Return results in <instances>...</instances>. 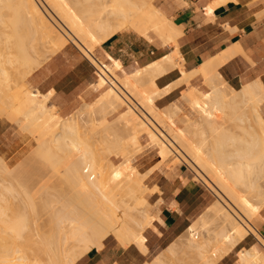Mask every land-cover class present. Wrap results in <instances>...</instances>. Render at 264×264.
<instances>
[{"label": "bare ground", "instance_id": "obj_1", "mask_svg": "<svg viewBox=\"0 0 264 264\" xmlns=\"http://www.w3.org/2000/svg\"><path fill=\"white\" fill-rule=\"evenodd\" d=\"M226 1L214 0L206 9L212 13L216 5ZM1 5L14 11V16H10L13 30L0 32V115L19 125L23 136L34 145V154L46 166L48 164V169L61 171L66 180L63 184H68L69 187H65L70 190L68 193L63 188L66 194L63 191V195L56 197L53 191H48L54 196L51 198L44 190L41 194L42 188L38 189L40 194L36 191L39 194L36 199L42 206L40 211L39 202L36 203L28 192L29 186L23 194H15L11 190L15 185L10 188L2 180L0 264H76L92 247L100 249L108 236H113L122 247L133 245L140 253L147 254L144 231L152 225L155 214L148 213L150 203L144 192L147 189L151 193L155 191L158 179L178 163H190L195 169L193 179L212 186L216 201L197 218L202 225L210 223L212 227L204 234L191 222L182 237L143 264H167L163 261L169 258L170 264H185L192 256L194 264H217L248 235L254 236L264 250V238L250 223L264 207V184L259 181L264 174V118L259 112L264 101V87L260 80H251L235 90L217 70L221 63L239 51L237 46L188 72L182 69V63L179 64L181 57L175 48L145 67L119 77L116 73L119 61L107 65L93 55L101 42L117 32L129 27L148 41L157 39L161 45L174 43L176 46L180 30L154 6L153 0H0V8ZM21 26L26 29L21 31ZM69 42L78 47L94 67V84L101 93L93 103L86 104V110L76 113L77 116L63 118L57 113V107L49 104L53 91L43 93L32 89L25 80ZM174 67H179L180 77L165 88L158 87L156 77ZM196 77L203 79L209 86L208 91L191 85ZM182 85L187 87L181 91V98L188 104L191 115L184 116L185 119L177 118L183 123L179 128L175 120L180 106L171 103L162 111L155 108L153 102ZM102 107L111 113L122 109L114 118L116 125L106 127L109 135L104 140L112 146L113 141L108 138L116 137L115 148L119 152L115 151L114 155L121 159L118 164L104 160L107 159L104 151L108 144L103 148L104 154L90 145L92 137L87 136L90 130L85 133L86 128L80 122L85 123V116L93 115ZM247 109L259 126V149H256L255 140L252 145H244L235 135L234 128L244 121ZM228 113L234 116L233 122L237 121L232 125L233 132L229 124L224 127L217 121L218 125L211 126L219 114ZM202 123L203 127L207 123L211 126L209 132L207 130L210 139L204 135ZM83 127L85 130L82 131ZM121 129L126 132L124 137H119ZM140 135L146 136L145 145L140 143ZM206 137L211 141L209 144ZM105 161L109 165H105ZM8 168L0 156V170L5 172ZM46 169L43 170L45 173ZM5 176L11 178L12 174ZM237 184L247 195L235 189ZM9 199H15L10 202L16 203L13 205ZM36 208L40 212H36ZM8 209L13 212L9 213ZM197 236L200 243L194 244ZM263 250L258 249L256 243L241 247L236 250L235 263L264 264ZM181 253L190 255L184 263ZM184 257L186 260V255Z\"/></svg>", "mask_w": 264, "mask_h": 264}, {"label": "crops", "instance_id": "obj_2", "mask_svg": "<svg viewBox=\"0 0 264 264\" xmlns=\"http://www.w3.org/2000/svg\"><path fill=\"white\" fill-rule=\"evenodd\" d=\"M212 1L153 0L154 6L180 30L176 46L174 43L161 45L157 39L148 41L126 28L101 42L95 49V57L101 58L107 65L119 61L120 67L116 73L124 77L164 57L175 48L181 57L179 64L182 63V69L188 72L237 46L239 51L217 68L222 78L236 89L244 83L259 80L264 87V0H228L214 6L212 13H209L206 8ZM92 68L89 61L80 58L75 49L67 45L35 70L29 80L34 88L43 93L53 91L49 100L52 104L66 107L71 97L91 77ZM168 69L156 77L160 88L167 87L180 77L179 67L171 68L170 71ZM202 84L201 77L191 81L194 87ZM185 87L182 85L173 89L153 104L162 108L175 102ZM259 109L264 118V101ZM6 131L7 127L0 122V135ZM6 140H10L9 135H5L2 142ZM157 187L158 190L149 196L152 205L149 214H155V219L144 231L147 254L140 253L133 245L122 247L114 237L108 236L102 242L103 247H92L76 264H143L148 261L147 257L152 250L177 235L183 223L196 217L209 199L204 187L191 181L182 165L162 175L157 181ZM252 224L264 238V208L256 214ZM255 241L257 243L254 236L248 235L217 264H235L233 254H236V250L249 247Z\"/></svg>", "mask_w": 264, "mask_h": 264}, {"label": "rangeland", "instance_id": "obj_3", "mask_svg": "<svg viewBox=\"0 0 264 264\" xmlns=\"http://www.w3.org/2000/svg\"><path fill=\"white\" fill-rule=\"evenodd\" d=\"M9 4V3H8ZM10 7H11V5H9ZM7 8H9V7H7ZM2 10V11H1ZM5 10V11H4ZM7 10H8V12H9V14H10V12H11V14L9 15L8 13H7ZM4 11V12H3ZM6 12V13H5ZM14 12V11H13ZM12 12V10L10 9H6L5 8V6H3L2 7V5H1V8H0V26H1V28H0V32L1 33H3V30H6V31H4V32H9V31H7V30H13V27H12V25H11V22L10 21H12V17L14 16V13ZM6 14H7V16H6ZM10 16H12V17H10ZM5 17V18H4ZM10 17V18H9ZM10 25V26H9ZM2 26H3V28H5V29H3L2 28ZM22 28L21 29H23V30H21V31H24V29H26V28H24V26H21ZM2 29V30H1ZM18 29H19V31H20V26L18 27ZM18 29H17V31H18ZM126 29V28H125ZM128 29H130L129 27H128ZM131 30H133L134 31V29H131ZM11 33V32H10ZM154 36V35H153ZM155 37V36H154ZM156 38V37H155ZM35 42V41H34ZM36 43H38V42H36ZM32 44L35 46V43H33L32 42ZM34 46H32V48L34 47ZM37 46V45H36ZM35 46V47H36ZM68 46H71V47H73L74 49H75V51H76V53L78 54V56L80 57V58H83V59H85V61H88L83 55H82V53L79 51V49H78V47H76L73 43H71V42H69V44H68ZM96 49V48H95ZM95 49L93 50V55L94 56H96L95 55ZM33 50V49H32ZM31 50V51H32ZM55 55V54H54ZM54 55H52V56H54ZM51 56V57H52ZM50 57V58H51ZM49 59V58H48ZM47 59V60H48ZM46 60V61H47ZM99 60H102L101 58H99ZM45 61V62H46ZM44 62V63H45ZM90 63V62H89ZM93 67V66H92ZM93 69V72H92V75H91V77L83 84V85H81V87H80V89H79V91H77V93L75 94V95H73L72 97H71V100L70 101H68V103L66 104V107H58V106H56L57 107V113L61 116V117H63V118H69V117H72V116H74L75 117V115H76V113H78V112H80V110L82 109V110H86V104H91V103H93L96 99H97V97L100 95V93H101V91H98V90H95V88H94V81H95V77H94V75H95V73H94V71H95V69H94V67L92 68ZM26 84L29 86V87H31L32 89H34V87L31 85V83H30V80H29V77H27L26 78ZM227 83V82H226ZM205 84V82H203V84L201 85V86H199V87H197V86H195V87H197L198 89H200L201 91H208L209 90V86H206V84ZM228 84V83H227ZM229 85V84H228ZM231 86V85H230ZM187 87V86H186ZM233 89H235V90H238V89H236V88H234L233 86H231ZM186 89V88H185ZM185 89H183V90H185ZM182 90V91H183ZM2 94V93H1ZM51 103V102H50ZM49 103V104H50ZM173 103H177L179 106H180V108H181V111H180V113H178V117H176V120H175V122H176V126H178L179 128H181V127H183V123H182V121H180L181 119H177V118H183V119H185L186 117H184V116H190L191 114H190V108H189V106H188V104H186V102H184L183 100H182V98H181V93H180V96H179V98L175 101V102H173ZM52 104V103H51ZM169 105H171V103L169 104ZM169 105H167V106H165L166 108H168V106ZM155 106V108H157V109H162V111L164 110V107H162V108H158L156 105H154ZM79 109V110H78ZM260 110V109H259ZM77 111V112H76ZM122 111V109L121 108H119L117 111H115V112H113V113H111L110 112V110L109 109H107V108H104V107H102V108H99V109H97L96 110V112L93 114V115H87V116H85V123L84 122H82V121H80L81 123H82V125L84 124V127L86 128V130H85V128L83 127V128H81L82 129V131L83 130H85V133H88V130H90V133H88L87 134V136L89 135L90 137H92V138H90V145H92V147H95L96 149H99L102 153H103V148L105 149V148H107V145H105V144H108V141H107V143L104 141L105 140V137H106V139H107V136L109 135V132H107V128L106 127H109V126H115L116 125V122H115V120H114V118H116L118 115H119V112H121ZM245 112H246V118L244 119V121L243 122H239V124L240 125H237V126H235L236 128H234V130H235V135L239 138V141L241 140V142L244 144V145H246V144H250V145H252V143H253V141L255 140L256 142H257V146H256V149H259V148H261V144H260V132H259V126H258V124H257V122L252 118V113H250L249 114V112H251L250 110H245ZM261 113V112H260ZM181 114V115H180ZM78 115V114H77ZM76 115V116H77ZM179 115H180V117H179ZM216 115H218V114H216ZM220 115V117H216V122H214L211 126H216V125H218L219 123L218 122H221L220 123V125L221 124H223V126L225 125H227V124H229V125H231L230 126V130L233 132V129H232V125H233V123L235 124L236 122H233V120H235V118H234V116L232 117V115L231 114H219ZM93 118V122L91 121L92 119L91 118ZM91 120H90V119ZM89 119V120H88ZM89 122H88V121ZM0 121H1V123H2V125L3 126H6L7 127V131H6V133H4V135H0V156L4 159V161H5V163L10 167V169L8 168V171L9 170H11V171H5V172H3L2 170H0V171H2L1 173H0V186H1V188H0V191H4L3 190V185H2V183H4L3 181H6L5 183L6 184H8L9 186H10V188L12 187V186H14L13 188H11V190L13 191H11L12 193H17V192H19L20 194H23V192L22 191H27V189H25V188H27L28 186V192H30L31 194H32V196H33V198H34V200H36L37 201V199L36 198H38L39 196V194H40V192H41V194H43L42 192H43V190L45 191L44 193H49V192H51V191H53L52 193L53 194H55V197H56V195H63V191H64V193L66 194V192H65V190L64 189H67L66 191H68V190H70V189H68V187H69V185L68 184H63V183H66L65 181L66 180H64V177L62 178V173H61V171H59V173L58 172H56L53 168H49L48 169V164H47V166H46V164H45V162H43V160L41 161L40 159V157L39 156H37L36 154H34V152H33V148H34V145L31 143V141H29L27 138H25L23 135H24V132L20 129V127H19V125L17 124V123H15V122H11L10 120H8L4 115H0ZM218 121V122H217ZM80 123V124H81ZM232 123V124H231ZM86 124H88V126L86 125ZM92 124V125H91ZM206 124V123H205ZM205 124H204V126H205ZM94 125V126H93ZM228 125V126H229ZM87 126V127H86ZM90 126V127H89ZM93 126V127H92ZM119 126H120V123H119ZM202 127H203V123H202V125H201ZM211 126H209V124L207 123V126L206 127H203V131H206V132H204V135H206L207 134V137L209 138V130H210V127ZM224 126V127H225ZM234 126V125H233ZM89 127V128H88ZM202 127H201V129H202ZM18 128V129H17ZM91 128V129H90ZM97 129V131L96 132H94L96 129ZM207 128V129H206ZM209 128V129H208ZM95 129V130H94ZM103 129V131L101 132V130ZM204 129H206V130H204ZM122 130V131H121ZM121 130H119L118 131V133L120 134H118L119 135V137L121 136V137H124L125 135H126V132L123 130V129H121ZM207 130H208V132H207ZM21 131V132H20ZM105 132V133H104ZM236 132H237V134H236ZM101 133L103 134L102 136H101ZM22 134V135H21ZM5 135L6 136H10V140H6L4 143L2 142V140H4L5 139ZM203 135V136H204ZM95 136V137H94ZM99 136V137H98ZM113 137V136H112ZM206 137V143L207 144H209L211 141L208 139ZM100 138H103V139H100ZM108 139H110L111 141H113L111 144H112V146H114V147H112L111 145H109L108 146V149L110 148V146L113 148V149H111L110 148V150L108 151V149H107V151H106V149H105V151H104V153H105V156L102 154V156H104V157H106L107 159H104V160H107V162L108 163H114V164H118V163H120V158L118 157V156H115L114 154H115V151H118V150H116L117 149V147L115 148V146H117V144L116 143H118L117 142V140H116V137H114V138H111V137H109ZM102 140H103V142H102ZM110 140H109V142H110ZM139 141H140V143L141 144H143V145H145L146 143H147V138H146V136L145 135H140L139 136ZM208 141V142H207ZM99 142H100V144H99ZM98 145H100V146H104V147H100V146H98ZM102 143V144H101ZM97 146L98 147H100V148H97ZM91 147V148H92ZM102 148V149H101ZM119 148V147H118ZM93 150H95V149H93ZM98 150V151H99ZM32 151V152H31ZM97 151V150H96ZM99 151V152H100ZM31 152V153H30ZM119 152V151H118ZM117 152V153H118ZM32 154H33V158H32ZM31 155V156H30ZM36 155V156H35ZM117 155V154H116ZM143 156H146V155H143ZM32 158V159H31ZM30 160V161H29ZM35 160H36V162H35ZM41 162H40V161ZM34 164H33V163ZM40 162V163H39ZM106 162V161H105ZM105 163V165L106 164H108V163ZM28 163V164H27ZM32 163V164H31ZM104 163V162H103ZM17 164V165H16ZM30 164V165H29ZM39 164V165H38ZM42 164V165H41ZM189 165H187V164H185V163H178L176 166H178V165H182L183 167H184V169H186V171H187V173H188V175H189V177L191 178V181H193V182H195V183H198L199 185H202L203 187H204V189L206 190V192L209 194V199H208V202H207V204H206V206L204 207V209L198 214V215H196V217H194L193 219H191L190 221H187L186 223H183V225L179 228V233L177 234V235H175V236H173L172 238H170V239H168V240H165V241H163V243L159 246V247H157V248H155L154 250H152L151 251V253L148 255V260H150V259H152L156 254H158L160 251H162V250H164L170 243H172V242H174V241H177L176 239H178L180 236L182 237L183 236V234H185V229H186V227L192 222L193 224H194V226L200 231V232H202V233H206V232H208V230L209 229H211V227H212V225L210 224V223H208V224H204V225H202L201 224V222L197 219L198 218V216L199 215H201L202 213H204L205 212V210L207 209V207L208 206H210L213 202H215L216 201V195L214 194V191H212V186L210 185V184H207V183H204V182H202L201 180H196V179H193V176H194V171H195V169H194V167L190 164V163H188ZM34 165V166H33ZM109 165V164H108ZM15 168H14V167ZM25 166V167H24ZM175 166V167H176ZM24 167V168H23ZM28 167V168H27ZM35 169H34V168ZM39 167H41V168H44V169H46V173H45V171H43L44 169H41L40 168V170H39ZM175 167H173V168H175ZM172 168V169H173ZM15 169V170H14ZM30 169V170H29ZM33 169V170H32ZM53 169V170H52ZM25 170V171H24ZM38 170V171H37ZM14 171H15V174L17 175H15L14 174ZM22 171V172H21ZM52 171V172H51ZM56 172V173H55ZM4 173V174H3ZM32 175H31V174ZM45 173V174H44ZM51 173V174H50ZM58 173V174H57ZM61 173V174H60ZM2 174V175H1ZM6 174H8V175H10V177H11V174H12V179H14L15 180V178H17L16 180H15V184H14V180L13 181H11V178H8L9 176H5ZM47 174H48V176H47ZM24 175V176H23ZM26 175H27V177H26ZM29 175V176H28ZM33 175L36 177V179L33 177ZM59 175H60V178H59ZM39 178H38V177ZM54 176V177H53ZM56 176V177H55ZM6 178V180H5V178ZM24 177V178H23ZM4 178V179H3ZM31 178H32V181H30L31 180ZM43 178V179H42ZM25 179V180H24ZM27 179V180H26ZM39 179V180H38ZM48 179V180H47ZM50 179V180H49ZM64 180L63 182H62V180ZM3 180V181H2ZM17 180H22L21 181V183H19V182H17ZM60 180V181H59ZM8 181H10V182H8ZM45 181V182H44ZM48 181L49 182H51V183H48ZM259 181L260 182H262L263 184H264V174H261V177H259ZM13 182V183H12ZM27 182H29V183H27ZM63 184V186L61 185V183ZM22 183H24V185H26V187L25 186H22L23 184ZM26 183V184H25ZM46 183H48V185H49V187H48V185L46 184ZM57 183V184H56ZM6 184H4V185H6ZM43 184V185H42ZM58 186V187H56V185ZM40 185H41V187H40ZM55 185V186H54ZM68 186L67 188L65 187V186ZM16 186H18L19 188H17ZM36 186V187H35ZM54 186V187H53ZM38 187V188H37ZM48 189L47 191H46V188ZM51 187H53V189H51ZM40 188H42L41 190H40V192H38V189H40ZM64 188V189H63ZM32 191H31V190ZM58 189V190H57ZM60 189V190H59ZM235 189L239 192V193H242V194H246L247 195V193L245 192V190L241 187V185H235ZM21 190V191H20ZM34 190V191H33ZM39 193V194H36L37 192ZM49 191V192H48ZM57 191V192H56ZM61 191V192H60ZM6 192V191H5ZM10 192V193H11ZM22 192V193H21ZM33 192H34V194H33ZM59 192V193H58ZM154 192V191H153ZM152 192V193H153ZM10 193L9 192H7V194L8 195H10ZM12 193H11V196H12ZM51 193V194H52ZM68 193H69V191H68ZM151 192H150V190H145V192H144V196H145V198H147V200H148V202L150 203V199H149V196L152 194ZM6 194V193H5ZM14 194V195H15ZM36 194V195H35ZM50 194V193H49ZM48 194V195H49ZM50 194V195H51ZM47 195V194H46ZM34 196H36V197H34ZM52 197H54V196H52L51 195V198ZM51 198H49V199H51ZM10 200H15V199H9V202H10ZM52 200V199H51ZM54 200H55V198H54ZM17 201V200H16ZM39 201H37L36 203H38ZM8 203V202H7ZM10 203H12V202H10ZM14 203H16V202H14ZM14 203H12L13 205H14ZM18 203H20V202H18ZM56 203V202H55ZM39 204V209H40V211H41V208H42V206H40V202L38 203ZM226 204V203H225ZM10 206H12V207H14L13 205H11V204H9ZM18 205H20L21 206V204H18ZM41 205H42V203H41ZM55 205V204H54ZM9 206V208H11ZM38 206V205H37ZM59 206V204L58 203H56V205H55V207H58ZM228 206V205H227ZM16 207H17V205H16ZM15 207V208H16ZM150 208H152V205H151V203H150V206H149ZM149 207H148V209H147V211H148V213H149ZM38 208V207H37ZM35 209V211L37 210L38 212H40L39 211V209ZM262 208H264V207H262ZM261 208V209H262ZM260 209V210H261ZM16 210V209H15ZM44 210H46V209H44ZM44 210H43V212H44ZM36 211V212H37ZM8 212L10 213V212H13V210L11 211V209L9 210L8 209ZM123 215H125L124 213H123ZM44 218V217H43ZM125 218H126V215H125ZM255 218V217H254ZM254 218L253 219H251V224L253 223V220H254ZM127 220V219H126ZM45 228L46 227H44L42 230H45ZM135 230L137 231L138 230V228H137V226H135ZM184 232V233H183ZM111 237H113V236H111ZM193 243L194 244H199L200 243V238H199V236H197V238H195V240L193 241ZM255 243H256V241H255ZM70 246V245H69ZM256 246H257V248L258 249H261V250H263V248L258 244V243H256ZM241 248V247H240ZM245 248V247H244ZM192 249H194V248H192ZM238 250V249H237ZM264 251V250H263ZM179 251H178V255H179ZM236 253V252H235ZM39 254V253H38ZM182 255H183V257H181V258H183L182 259V262L184 263L185 261H187V258H189L190 257V255H189V257H187L188 255L187 254H185V253H181ZM180 254V255H181ZM162 255V254H161ZM186 255V260H184V256ZM40 257H41V255H39ZM163 256V255H162ZM233 256H234V260H236V254H233ZM163 257H165V259L167 258L166 256H163ZM163 257H161V260H162V258ZM45 258V257H44ZM190 258H191V260H190ZM189 258V260L187 261V262H185V264L187 263H189V264H194V262H192V260H193V256L192 257H190ZM195 259L194 260H196V257H194ZM164 259V258H163ZM170 259V260H169ZM169 259H167V260H169V261H167V260H164L163 262L165 263V262H167V264L170 262V261H172L171 260V258H169ZM184 260V261H183ZM44 261H46L45 259H44ZM191 261V262H190ZM176 264V262H173V264ZM166 264V263H165ZM170 264V263H169ZM179 264H182V263H179ZM236 264V263H235Z\"/></svg>", "mask_w": 264, "mask_h": 264}]
</instances>
